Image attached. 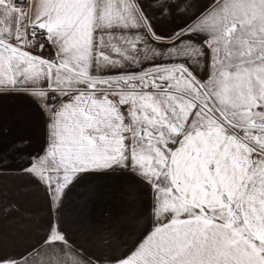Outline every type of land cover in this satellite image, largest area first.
<instances>
[{
    "label": "snow or ice",
    "instance_id": "6c2138e0",
    "mask_svg": "<svg viewBox=\"0 0 264 264\" xmlns=\"http://www.w3.org/2000/svg\"><path fill=\"white\" fill-rule=\"evenodd\" d=\"M15 94L45 143L25 160L0 118V176L29 177L48 217L0 189V264H264V0H0ZM99 181L128 212L76 224L85 248L68 210Z\"/></svg>",
    "mask_w": 264,
    "mask_h": 264
},
{
    "label": "crops",
    "instance_id": "0c3cea01",
    "mask_svg": "<svg viewBox=\"0 0 264 264\" xmlns=\"http://www.w3.org/2000/svg\"><path fill=\"white\" fill-rule=\"evenodd\" d=\"M211 3V0H205ZM51 48H45L44 55L52 53ZM0 118L2 123L8 125L12 132L9 140H24L25 160L28 154H35L45 143L46 129L45 117L36 106V103L25 95H4L0 97ZM94 203H90L85 208L75 207L68 210V217L74 222L72 239L77 244H82L85 248V240L81 238L80 232L75 230V225L92 221L95 224H107L108 217L111 216L115 223L118 216L127 214V203L122 198L126 195L119 181H99ZM0 189L9 193H19L15 198L21 206L33 213L35 223L40 225L46 222L48 213L43 193L32 186L30 178L24 175L12 173L0 176ZM40 233L36 232L28 236L21 243H31ZM139 233L130 237L135 240ZM90 250V249H89Z\"/></svg>",
    "mask_w": 264,
    "mask_h": 264
}]
</instances>
